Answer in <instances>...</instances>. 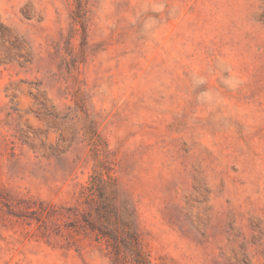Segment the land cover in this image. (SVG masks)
Listing matches in <instances>:
<instances>
[{
  "label": "rangeland",
  "instance_id": "374dc122",
  "mask_svg": "<svg viewBox=\"0 0 264 264\" xmlns=\"http://www.w3.org/2000/svg\"><path fill=\"white\" fill-rule=\"evenodd\" d=\"M0 264H264V0H0Z\"/></svg>",
  "mask_w": 264,
  "mask_h": 264
}]
</instances>
